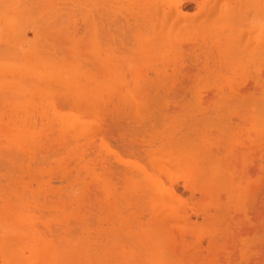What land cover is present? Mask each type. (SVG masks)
Instances as JSON below:
<instances>
[{"label":"rangeland","instance_id":"374dc122","mask_svg":"<svg viewBox=\"0 0 264 264\" xmlns=\"http://www.w3.org/2000/svg\"><path fill=\"white\" fill-rule=\"evenodd\" d=\"M84 1L85 2L82 3L83 6L85 4L84 7L80 6V8L79 7L75 8L77 7V6L74 7L76 3L75 0H71V1L59 0L57 4L59 2L60 4L57 5L58 7H56L55 9L56 11H54V13L51 14V18L53 16L58 17L61 15L63 17L65 16V14H67L65 12H71L72 14L70 13L69 14L70 16L72 15V19H71L72 22H69L71 21L69 20L68 21L69 23L68 24L65 23L66 26H64L66 30L67 29L69 30L71 35H74L75 37L81 36L83 34L89 35L93 31L92 35L90 34L91 37L94 36V42L96 41V43L95 44L93 43V45H96L98 47L100 46V50L101 49L103 50L102 44L103 46L110 45L115 49L117 48L118 53L114 49L115 51L113 52L111 51L114 54V56L110 55L111 52L110 53L107 52L105 50L106 47H104V51L103 52L100 51V54L98 56H92L90 53H88L89 52L88 50H87L88 52L84 53V51L86 50L84 48H83L84 51L82 50L83 52L80 51L82 55L80 53H79L80 55L78 54L74 55V53H72L73 49L72 51L71 49H69L70 52L68 53H72V54L64 55L65 57L64 56L62 57L59 54V57H62L63 59V62L62 59L60 60V64L64 65L65 70L67 67H71V66L74 67L76 65L75 66V68L77 69L76 73L74 72L71 73L72 75L74 74L73 78H75L76 81L78 80L80 81V79L85 81V78L83 76L86 77L87 74L88 76L90 75L92 77L93 76L97 77V79H104L106 77H109V75H112L111 78H114L115 80L109 78L111 81L113 80V82H117V79L121 77L122 79H119V81L122 82L121 84L124 85H120L119 88L117 87L116 88L111 87L107 89L103 88L101 93L99 91L101 88L97 90L98 87L96 88L95 86H91V88L88 86L86 87L87 89L85 88L82 89L77 86L71 87L69 85L68 88L64 86L67 89L63 87L62 89L59 90V88H57L58 89L57 93H55L56 89H54L55 88L54 87L51 88L52 90L55 91V92L53 91L54 92L53 94L47 93L45 91V90L47 91L49 90L47 88L43 90V92H46L47 94L43 93L42 90L40 91L38 89L39 91L37 90L33 92L31 91L33 95L31 94L30 98L27 97L28 99L26 98L24 100L23 99L24 97L22 98L19 96L20 100L22 101L18 100L17 93H14L9 88L7 89L1 86L3 88L2 89L0 87V237H1L0 241H2V238L4 237L3 241H5L6 239L7 240L6 245L7 244L9 245L8 247L6 246L8 249H6L4 246V249L6 250L5 251L3 250V252L7 253V251L10 252L12 249L13 251H17L18 254L17 256L19 257L21 256L20 255V253L22 252L21 249H23L21 248V246L26 244L24 242L21 245L22 237L21 239L18 238L12 239L16 232L14 233L13 231H11V227L15 229L16 227L20 228L21 226L22 228V226H27L28 224V227L30 226L32 228L34 226L33 229H30L29 227L28 231L34 232L38 228L37 231L40 234L42 233L45 235V240L46 243L48 244L46 250L50 254H52L55 251L56 256L59 255L65 258L64 259L63 257L62 258L58 257L61 260L71 259L72 260L70 261L71 264H86V261L90 257H91L90 261L92 259L94 260V262H96L95 261L96 259L97 260L101 259L107 261V264L110 263V260H111L110 264H114V263L119 264L121 259L124 258V256L122 255L125 254L126 252L127 253L125 254V256L127 254L128 255H130L131 253L132 254L130 255L129 258L128 256L125 257V259L128 258V260L123 259L124 264L125 262L126 264H171V263L175 264L177 260L182 258V253H185L183 254V258L185 259L184 255L188 257L189 255H191L190 252H195L192 253L191 256V258L194 257L195 259L190 258L191 260H189V262L191 261L192 263H189L187 262L188 260H186L185 263L187 264H193V263L195 264H264V129H263L264 128V92H263L264 91V83H263L264 53L263 56L261 55L262 58L260 57V59H262V62L259 61L260 62L259 64L254 62L252 63L251 60H249V62H246L249 63V66L246 63H245L246 65L244 63H243L244 65H241L239 60H237L240 59V57H237L238 55L235 56L237 57V59L233 57L234 55L239 53L234 52L233 53L234 55L232 57L231 56L229 57L227 55L226 56L222 55L221 54L222 50L220 49H223L225 47L222 44L224 41L223 40L219 41V39L217 40L215 38L211 40L212 38L206 35L207 30L203 32L204 29L201 27L200 24L199 28H197V30L199 31H195L194 33H192L194 34L193 36H196L195 38L192 37V41L190 40L191 37L186 39L183 37L185 35L182 36V38L186 40L185 41L182 40L183 42L181 43L178 42L179 45L181 46L176 45L177 51L175 50V52L177 53L169 52L170 55H168L167 53L162 56L161 53L157 55L154 54L151 57H146L144 58V61L146 59L147 63L146 62L145 64L140 63V65L138 63V65L140 66V67L138 66L139 70L135 71L136 69L134 67L136 66H133V68L130 69L132 66L128 62L130 58L129 54L133 56V59L135 58L134 59L135 62H142V61H140L141 59L139 60V58H137V56L133 52L132 40H134V36H133V32H130V29L133 31L132 29L133 0L132 1L108 0V2L106 0L104 1L105 3L103 2L97 3L98 0H88V1L84 0ZM123 1L126 3L124 4ZM158 1L160 2V0H154L155 3H157ZM162 1L163 0H161V2ZM178 1L179 3L181 2L180 4L177 2V5L178 4L180 5L178 7H180L181 10H184L185 13H188L187 14L188 16H190L191 13H193V11L195 10L193 15L196 16L198 15L197 18L202 19L203 17L202 15H204V13L205 14L207 13L206 11L205 12L197 11L198 0H181V1L178 0ZM223 1L224 0H220L221 3L217 4V6H219V7L216 6L218 10H220V5H222ZM33 2L37 3L36 1ZM217 2H219V0ZM236 2H238V0L237 1L227 0V4L229 3L230 9L228 8V6L227 8L229 10L235 9V6L237 4ZM30 3L31 4L28 5V7H25L23 3L22 5L25 8L22 9L20 6H17L20 9L19 11L17 10L18 8L15 9V11H18V15L16 16L17 19L15 20L16 22H13L12 25H9L10 27L6 26L5 28H3V30L2 29L0 30V32H2L1 35L6 34L5 36L0 37V43H1L0 45H3L4 47H13V45L14 46L18 45V47H20V49H18L20 53L24 51L27 52V50H32V49L33 50L41 49L42 51L43 50L45 51L42 52L41 50H38L42 54L47 53L48 51H49L48 53L50 54L51 52H54L52 48L54 49V47H56L55 48L56 53H60L62 51V50L60 51V47H61L60 45H62L60 43L62 41L60 38L62 37V35L58 34L57 32L50 34L51 38L49 35L48 37L43 36L44 38L43 37L41 38L45 40L46 44L43 40L41 41V39H39L40 40L39 43H41V45L43 43L45 44V46L44 45L41 46L42 48L45 47L44 49L40 48V44L37 42L39 40L35 41L37 42L36 43L37 45L39 44V48L38 47L35 48L33 43L34 40H32V38H31L32 42H30V44L34 47H29L30 46L29 41L31 40L29 39L30 35H28V33L30 28L33 30H36L35 28L41 29L40 26H42L43 24L42 18L43 19L45 18L42 17L44 15H42V12H40L41 14L39 13V15L41 16L40 18H38L39 20L37 19V21H34L32 25L31 24L32 22H30L29 19L30 17L36 15L35 13L37 12L39 5L38 4L34 5V3L32 4V2ZM155 3H154V7L156 8L157 5ZM113 4L115 5L112 8L111 5ZM158 4L160 5V3ZM162 4L165 5L164 2ZM115 6L116 8H114ZM73 7L74 9H71L70 11V8ZM165 8L168 7L166 6ZM165 8L163 9L164 12L161 13L160 11V13L162 15H164L165 13L166 14L165 16H167L169 8L168 10H166ZM65 9L67 11H65ZM21 10L23 11V13L20 14ZM155 10L154 12L157 18L156 21L162 24L163 21L159 18L160 16H157L156 13L158 12H156ZM165 10L167 13L165 12ZM218 10L216 11L215 9L213 11V17H212V13L211 15L209 14L210 16L205 15L207 16V18L209 17L210 19V20L208 19L209 22H211L212 19L216 21L220 19L221 21H218V23L222 21L224 23L223 20L224 15L219 18L218 13L220 11L218 12ZM30 11L32 12V14L30 13ZM77 12L79 13L77 14ZM81 13L82 15H80ZM171 13L172 12H170V14ZM199 13H202V15L200 14L202 17L199 15ZM26 14L27 15L29 14L28 15L29 17L26 16ZM87 14L88 16H86ZM120 14L122 15V17ZM74 15L77 18H75ZM152 15H154L153 11H152ZM196 16L194 17L196 18ZM57 17H53V18H57ZM78 17L80 19H78ZM161 18L164 19L165 17L162 16ZM168 18L170 17L168 16ZM168 18L166 17V19ZM26 19L29 21H27ZM90 19H91V23H90ZM172 19L174 18L171 17L170 20L172 21ZM178 20L179 19H177L175 23ZM197 20L198 19H196V21ZM38 21L39 24L37 23ZM196 21L194 24L197 26L199 23L198 21L197 22ZM204 21L206 22L207 19ZM216 21L214 22V24L216 23ZM152 22L156 23L154 20ZM170 22L166 21L165 24L169 25ZM182 22L180 24L178 23V25L175 24L174 30H177L179 28V30H181L182 32V30H184ZM201 22H203V20ZM71 24H73V26ZM217 25L220 28L219 24ZM217 25L215 27L216 29L218 28ZM100 26H102V28H100ZM192 26L194 27V25ZM97 29L98 32H96ZM120 30L122 32H120ZM192 31L193 30H191V32ZM199 32H203L207 36V37L205 36V39L203 36V39L204 40L208 39V40L202 41L203 39L199 37V35L202 36L203 33L200 34ZM214 32L216 31L214 30ZM217 32L222 33V30L218 29ZM16 33L21 35L24 33L23 34L24 37L25 34L28 35L26 37L29 40L28 39H27L28 41L24 40L22 43L21 39L23 40L26 38H23L20 35L19 36L15 35ZM120 33H122L121 36ZM123 33L125 35H123ZM211 33H212L211 35L214 34L213 31ZM7 34L9 35V38L7 37L8 36ZM189 34L191 35V33ZM52 35L53 36L60 35L61 37L59 38V36L57 37L55 36L54 38ZM243 35H245V33ZM16 36L18 38L15 39L16 41H14L13 39ZM86 38H88V36ZM125 38L126 41L129 38L127 42L125 41ZM197 38L198 39L200 38L201 40H198ZM47 39L48 40L52 39L53 42L52 41L47 42L48 41ZM17 40H20L22 44L17 42ZM91 40L90 42H92ZM109 40H111V42L108 43ZM113 40L115 41L117 40L119 43L116 41V43L118 44H115V41L113 42ZM25 41H27L26 43L28 47L26 45L23 46ZM199 41L202 43V45L200 44ZM50 42L54 43L52 45H56V46H52ZM136 42L138 43L137 40ZM203 42H205L204 45ZM214 42L216 43L215 46H214L215 44ZM137 43H135L134 45H136ZM240 43L241 42H238V46H237L238 48H240L239 47ZM154 44H155V47L153 46L154 49L159 48L158 50H160L161 47H164L163 43L160 42L157 43L155 42L153 43V45ZM119 45L121 46L119 47ZM125 45L128 49L125 47ZM219 45L220 46L222 45L221 48ZM47 47L49 50L46 49ZM217 47L218 49L220 48L219 49L220 51L218 50L220 53H218ZM25 48L26 50H24ZM129 48L131 49L130 51H128ZM208 48L211 49L208 50ZM56 49H58V51ZM108 50H112V49H108ZM121 51L123 52L122 54ZM127 57L129 58L125 59ZM243 57L244 59H246L245 56ZM148 58H150V60H148ZM173 59L176 61H174ZM75 61L77 64L75 63ZM81 61H83L84 64L83 63L81 64ZM239 63L240 65H238ZM126 64H128L131 67L129 68V66ZM146 64H149V66ZM103 65L106 66L108 65V67L110 68L107 69L108 75L106 77L105 75L104 76L102 75L103 77L99 76L103 73L106 74V72L100 69V67H102ZM164 65H166V67ZM256 65L258 66V68L255 67ZM143 66H145L146 68ZM79 67L80 69H78ZM94 67L96 68L94 69ZM173 68H175V70ZM99 69L101 74L98 73ZM239 69L241 70L238 72ZM244 69L245 71L242 72V70ZM83 70L87 72H83ZM61 71L59 72V76H58L59 78H66L71 76V74L68 76ZM162 72L164 73L163 76L161 74ZM131 79L134 82H132ZM141 85L142 87H140ZM144 85L146 88L144 87ZM76 87L79 90L80 89L81 90L79 91ZM113 89L114 91H112ZM125 89L126 90L133 89L132 90L133 95L135 92L136 93L138 92L137 94H140L141 99L144 98V100L140 99L142 101L140 104L138 102L137 103L132 102L129 99L130 103L131 102L136 103V106L132 103L131 104L127 103L129 102L127 101V98H129L128 97L129 91L127 92ZM139 90L141 92H139ZM125 92H127L126 104L124 103L125 102L124 97L126 96L124 94ZM136 93H135V97H138ZM106 94L109 95L107 96ZM222 94L226 97H223ZM77 95H79L78 98ZM242 95H244V97H242ZM260 95L261 98H259ZM92 96L94 97L97 96V98L94 99V97L92 98ZM99 96H101L102 98ZM235 97H239L240 99ZM135 100L139 101L138 98H136ZM225 101H227V103ZM139 104L142 105V108L139 106ZM252 104L254 107V112L252 111L253 109ZM72 106L75 109H73ZM53 107L55 108V110H59L61 113L72 111L71 113L77 114L79 118H81L82 120L84 119V121L87 120L90 121L91 122L90 127H88L90 123L88 124L87 121L88 124L86 125L87 129L85 127L81 132L80 136H75L73 132L75 127V125H73L74 122H72L73 124H71L70 122L69 124H67L63 121V119L59 117H54V113H53L54 109H52ZM220 107L222 109H220ZM253 119L256 121V123L252 121ZM157 122L159 123L160 127L162 124L164 125V127L162 126V129L158 127L159 129H157L156 128L158 126ZM160 122H162V124ZM189 124L192 125L190 126ZM257 124L260 127H258ZM250 126H252L253 128ZM148 127H151L150 130H152V132L149 131ZM221 128H223L224 130ZM226 128L227 129L229 128L228 129L229 132ZM146 129L148 131H146ZM225 131H227L226 134ZM235 131L239 134H237ZM146 132L149 134H145ZM252 132L253 134H251ZM255 132H257L258 134ZM201 134L203 135L201 136ZM32 135L35 137H32ZM166 136H168L170 139H167L168 137ZM181 137H183V139ZM200 137L201 138L206 137L202 139L204 141L207 138L210 141L213 140L212 141L213 144L210 141H208L212 145L210 146L209 143L207 149L206 146L201 143L202 141H200L201 139ZM164 138H166L165 142H164L165 140ZM184 139H187L188 142L189 140L193 142L198 141L197 142L198 146L202 145V147H205L207 150L204 148L202 149V147H200L201 150H204L202 152L200 151V155L204 153L203 155L205 156V158L213 157V159L215 158L217 159L216 161H218L219 158L220 162L218 161V163L221 164L220 165L221 167L222 166L224 167L223 169H226V170L221 169L222 170L221 172L224 173L226 176L222 174L223 176L221 175V177H219V179L216 181L214 186L213 187L212 185L210 186L212 190H207V192L204 191L205 186L203 184H200L202 183V181H200L199 179L198 182L200 183H198V186H196L197 182L195 181L194 183L196 184H191L194 186L190 185V181H188L189 183H186L187 181L186 178L192 177V179H195L197 175L196 176L194 175L196 173L189 172L188 174L185 175L186 178L184 177L183 179L178 178L177 182L175 180V183L173 184V188L175 189V192L177 194L179 193L181 197L184 196L183 199L187 203L186 205H188L186 206L187 209L185 207L183 212L180 213V214H184V216H186L187 218L185 217L184 219L183 215L180 218H182L181 220L183 222L187 220V223H185L187 225L194 226L198 224L197 228L200 229L196 234H194V236L197 237L200 236V237L199 238L195 237L196 242L193 245L192 243L194 242V240L192 241L191 238L192 237L194 238V236L188 233V231L186 232L187 235L181 232L179 234L178 232L179 229L177 228L178 230L175 231L176 228L175 229L173 228L174 229L173 232H175V234L173 235V237H171V240L173 241L172 246L164 247L167 250L161 248L159 250L161 251V253L160 252L157 253L158 250L153 249L156 247V245L152 244L153 242H150L151 240L149 238L146 239L145 242H143V240L145 239L143 238L144 237L143 235L144 234L148 235L147 232L151 231L148 230L150 228L152 229L151 227L152 222H150L152 219L150 217V221H149L150 214L148 212L149 209L148 211L146 210L147 206L146 207L143 206L145 204L141 205L142 202L145 203L142 197L143 194L141 195L139 191L136 194L135 191L137 190L133 188L131 189V187H129L130 185L128 186V184L126 183L129 178H125V177H128L129 174L142 173L141 170L140 171L138 170L139 168L135 167L134 165L132 166L130 163L127 162L129 158L128 153L130 150L131 152L133 151V159L137 160V162L141 160L140 163H144L142 162V157L145 153V149L147 151V149L150 150L152 149V147L157 148L159 147V144H160V148L161 147L165 148L166 145L170 147L169 145L171 144L174 145L172 142H174L175 145H177L178 142H181ZM163 142L166 145H164ZM208 142L206 141L205 143ZM167 146L166 149H168ZM107 147L108 149L110 147V151L113 152H110L107 149ZM129 147L130 148L133 147V149H129V151H127ZM149 147L151 148L149 149ZM209 148H211L212 150ZM115 152H117L118 155ZM135 152L136 154L134 155ZM219 153L222 154L220 155ZM145 159L146 158H144V160ZM170 160L171 159H169V161ZM125 161L127 163H125ZM145 161H147V159ZM173 161L174 160L170 161V163ZM176 163L177 161H174L173 162L174 165L170 167L177 168V165H175ZM146 166L152 169L151 168L152 164H150V166L149 164H147ZM226 172L227 174L228 173L229 174L227 175ZM219 180H221V182ZM225 183L226 185H224ZM188 184L190 187H193V189L188 187ZM202 185L204 186V188L199 187ZM224 186H226L227 189ZM194 187L196 188L194 189ZM201 188L203 191L201 190ZM240 188H244V189H242L241 191ZM229 190L232 192H230ZM207 193L208 195H206ZM216 193L218 196L216 195ZM230 193H232V196ZM212 198L215 199L213 200ZM205 200H206V205L208 206L206 207L207 209L205 208L206 205L203 204V202L205 203ZM210 202L212 203L209 204ZM216 204L218 205V207ZM183 207L184 206H182V209ZM182 209L179 210L181 211ZM28 217L30 222H28L27 220ZM165 220L167 221L168 219ZM218 220H221L222 222ZM212 221L214 223H211ZM24 222H26L27 224H24ZM193 222L194 223L198 222V223L194 224ZM148 223L151 224L149 227L147 226L149 225ZM155 223H153V227ZM209 223L210 225H208ZM215 224L217 226H215ZM2 225L4 228L2 227ZM143 226L144 228L148 227V229L143 230ZM137 227L139 229H137ZM207 227H209L208 231H207ZM210 230H212L213 233ZM37 231H36V235H37ZM143 231H147V232L145 233ZM201 231L202 232L204 231V234ZM176 232H178L177 234L179 235H177ZM200 232L203 234V236ZM39 233L37 237L36 235L33 236V234L35 233H32V237L39 239L40 237ZM176 235L181 237L183 240L186 238V236L188 238L190 236L191 237L190 239L188 238L186 239H188L189 242L190 240L192 241L191 243H188V245L192 244L191 246L193 247H190L188 245L187 246L189 248H192L193 250L187 248V246L186 248H184L186 244L184 246L182 244H184L185 242ZM150 237L153 236L151 235ZM155 238L152 239L154 240ZM177 238L180 239L181 244ZM141 239L143 240L141 241ZM8 240L11 242H8ZM211 240H214L213 241L214 243ZM23 241L25 240L23 239ZM176 242L177 244H175ZM151 245L153 246L152 248ZM179 245H182L183 247L180 246L179 248ZM142 246H144V249H142L143 248ZM126 247L130 249H127ZM170 248L172 249V251ZM163 249L166 252L162 251ZM179 249L181 251H179ZM188 249L190 251H188ZM19 250L21 252H19ZM152 250H154V252ZM149 251L152 252V253L150 252L152 255L154 253V256L157 254L154 260H152L153 258L150 259V257H148L147 253L150 256ZM186 251H188L189 253H187ZM3 252H2V257L5 256L3 255ZM162 253L164 254L166 253L167 256L173 255L171 256L173 258L177 254L175 259L177 257L178 259L175 262H172L169 259L171 257H167L168 258L167 261H164L165 255L164 256L162 255L163 257L160 256V254ZM0 257H1V252H0ZM142 257H144L145 259L148 257L150 263L149 262L147 263L148 259H146L147 260L146 261ZM58 258L57 260L59 261ZM114 259L115 261L112 262V260ZM130 259L132 261H130ZM184 259H182L183 261H180L182 262V264L185 261ZM196 259L198 260L196 261ZM2 260H0V264ZM116 260L118 262H116ZM21 261L22 260L17 261L16 264H20ZM67 261L68 260H66V262L64 263L62 261L61 264H65V263L67 264ZM160 261L162 262L160 263ZM30 264H34V262H30ZM178 264L181 263L178 262Z\"/></svg>","mask_w":264,"mask_h":264},{"label":"bare ground","instance_id":"6f19581e","mask_svg":"<svg viewBox=\"0 0 264 264\" xmlns=\"http://www.w3.org/2000/svg\"><path fill=\"white\" fill-rule=\"evenodd\" d=\"M33 1H36L37 3H35V2H33ZM59 0H0V30L2 29L3 30V28H5L6 26H9V25H12L13 24V22H16L15 20L17 19L16 18V16L18 15V11H19V9L20 8H18L17 6H20L21 7V9L22 8H25V7H28V5H30L31 3L30 2H32V4L34 3V5L36 4H38L39 6H38V10H37V12L35 13L36 15L35 16H33V17H30V22H32L31 24L33 25V22L34 21H37V19L38 18H40V16L41 15H39V13L40 12H42V15H44V16H42V17H45L44 19L42 18V22H43V24H42V26H40V28L41 29H37V28H35L36 30H33V29H31L30 28V30H29V33H28V35H30L29 36V39L31 40V38H32V40H34L33 41V43H34V46H35V48L36 47H38L39 48V44H40V48H42L41 46H45V44H46V42H45V40H43V39H41L43 36H47L48 37V35L50 36V34H52V33H58V34H61L62 35V37L60 36V35H57V36H59V38L62 40L60 43L62 44V45H60L61 47H60V53H56V51H55V48L56 47H54V49L52 48V50L54 51V52H51L50 54L47 52V53H41V52H39L38 50H41V49H37V50H27V52L26 51H24V52H21L20 53V51L18 50V49H20V47H18V45H16V46H14L13 45V47H4L3 45H0V87L2 86L3 88H9L11 91H13L14 93H17V95H18V100H20V98H19V96L20 97H24L23 99L25 100L27 97L28 98H30V96H31V94H32V92L33 91H35V90H37V91H41L42 90V92H43V90H45V88H47V89H49L48 91L47 90H45L47 93H54L55 91V93H57V91H58V89L57 88H59V90L60 89H62L64 86H66L67 88H68V86L70 85L71 87L72 86H77V87H79V88H82V89H87L86 87H90L91 88V86H95L96 88L98 87V89L97 90H99L100 88V93L102 92V89L103 88H105V89H107V88H111V87H117V88H119V86L120 85H124V84H121L122 82H120L119 81V79H122L121 77L119 78V79H117V82H113V80L111 81L110 79H114V78H111V76L112 75H109V77H106L108 74H107V69L109 68L108 67V65L106 66V65H103L102 67H100V69H102V71H104V72H106V74H101L100 73V69H99V72L98 73H100L101 75H99V76H101V77H103L104 75H105V77L106 78H104V79H97V77H92V76H88V74L86 75V77L85 76H83L84 78H85V81H83V80H81L80 79V81L78 80V78H77V80L78 81H76V79L75 78H73L74 77V74L72 75L71 73H76V68H75V66L73 67V66H71V67H67L66 68V70H65V68H64V65H62V64H60V60L62 59V57L64 56V55H68V54H72V53H74V55H82V53L80 52V51H84V49H86L85 51H84V53L85 52H88V53H90L92 56H98L99 54H100V51H104V47H106L105 48V50L107 51V52H113V51H115L116 50V52H117V48L115 49L114 47H112V46H110V45H104L103 46V44H102V48H103V50L101 49L100 50V46L98 47V46H96V45H93V43L95 44L96 43V41L94 42V36L93 37H91V35H92V32L90 33V32H88V33H90L89 35H85V34H83V35H81V36H77V37H75L74 35H71L70 34V32H69V30L67 29H65V27L64 26H66V24H68L69 22H72V15L70 16V14H72L71 12H65V13H67V14H65V16H63L62 17V15L61 16H53V17H57V18H51V14H53L54 13V11H56L55 9H56V7H58L57 5L58 4H60V2L57 4V2H58ZM65 1V0H64ZM69 1H71V0H69ZM76 1V3H75V5L74 4H71V5H74V7L75 6H77V7H75V8H80V6H83V4L82 3H84L85 1L84 0H75ZM81 1V2H80ZM83 1V2H82ZM86 1H88V0H86ZM104 1H106V0H98L97 1V3H101V2H103V3H105ZM111 1V0H110ZM128 1H132V0H128ZM181 1V0H180ZM218 0H198V3H197V11L198 12H207L206 14L204 13V15H202V13H199V15L202 17V19H200V18H197V16L196 15H193L194 14V11H193V13H191V15L190 16H188L187 14L188 13H185L184 12V10H181L180 9V7H178V6H180L179 4L181 3H179V1L178 0H163L162 2H161V0H160V2L158 1L157 3H155L154 2V0H133L132 2H133V20H132V22H133V31L130 29V32H133V36H134V40H132L133 41V52L135 53V55L137 56V58H139V60L140 61H142V62H135V58L133 59V56L131 55V54H129V57H127V58H125V59H128L129 58V64H131V66H129L128 64H126V65H128L129 66V68L130 69H132L133 68V66H136V67H134L135 69V71H138L139 69V65H140V63H144L145 64V62L147 63V61H146V59H145V61H144V58H146V57H151V56H153L154 54L155 55H157V54H161V56L162 55H164V54H167L168 53V55H170L169 54V52H173V53H177V52H175V50L177 51V46L179 45V43H181V42H183L182 40H186L187 38H190V40L192 41V37H196V36H193L194 34H192V33H194L195 31H199V30H197V28H199V26H200V24H201V27L204 29L203 30V32H205V30H207V32H206V35H208L209 37H211L210 39L211 40H213L214 38L215 39H219V41L220 40H223L224 42L222 43L225 47L223 48V49H220L221 48V46H220V50H222L221 51V54L222 55H227V56H233L234 54V52H238L239 54H236V55H234L233 57L235 58V59H237V57H240V59H237V60H239V62L241 63V65H244L246 62H249V60H251V62L253 63H260L259 61H261L262 62V59H260V57L262 58V56H263V53H264V0H238V2H236L237 4H236V6H235V9H232V10H229L230 8H229V3L227 4V0L225 1H223V3H222V5H220V10H218L217 9V7H219V6H217V4L218 3H221L220 2V0H219V2H217ZM237 1V0H236ZM29 4H28V3ZM107 2H108V0H107ZM124 2V1H123ZM122 2V3H123ZM164 2V4L165 5H163L162 3ZM177 2L179 3L178 5H177ZM24 3V4H23ZM25 3H27V4H25ZM67 3V2H66ZM70 3V2H69ZM126 2H124V4H125ZM154 3L157 5L156 6V8L154 7ZM158 3H160V5L158 4ZM18 4H21V5H18ZM25 5V7L23 6V5ZM64 4V3H63ZM77 4V5H76ZM80 4V5H79ZM82 4V5H81ZM88 4H89V2H88ZM116 4V3H115ZM115 4H113V5H111V7L113 8V6L115 5ZM118 4H121V3H118ZM161 4H162V6H161ZM79 5V6H78ZM158 5H159V7H158ZM84 6H85V4H84ZM83 6V7H84ZM96 6V5H95ZM102 6H104V5H102ZM130 6V5H129ZM168 7L169 8V10H170V12H172L171 14H170V12H169V10H168V8H165V7ZM195 6H196V4H195ZM217 6V7H216ZM227 6H228V8H227ZM30 7V6H29ZM74 7L73 8H70V11H71V9H74ZM127 7V6H126ZM153 7H154V9H153ZM159 9H161V10H159ZM166 9V10H168V13L166 12V10H165V12L167 13V16H165L166 14L164 13V15H162L161 13H163L164 12V8ZM237 7V8H236ZM18 8V9H17ZM86 8V7H85ZM92 8H93V6H92ZM105 8V7H104ZM103 8V9H104ZM114 8H116V6L114 7ZM151 8H152V11H153V13H154V15H152V11H151ZM182 8V7H181ZM15 9H17L18 11H15ZM97 9V8H96ZM108 9V8H107ZM111 9V8H110ZM156 9V10H155ZM216 9V11L218 10V17L220 18L221 16H223L224 15V23H223V21L222 22H220V23H218V21H221L220 19H218L217 21L216 20H211V22H209L208 21V19H209V17L207 18V16H205V15H208V16H210L211 15V13H212V17H213V11ZM24 10V9H23ZM61 10V9H60ZM64 10V9H63ZM63 10H62V12H63ZM91 10V9H90ZM99 10V9H98ZM113 10V9H112ZM154 10L156 11V12H158V13H156L157 14V16H160L159 18L163 21V23L162 24H160L158 21H156L157 20V18H156V15H155V12H154ZM29 11V10H28ZM65 11H67L66 9H65ZM88 11V10H87ZM124 11V10H123ZM160 11H161V13H160ZM17 12V13H16ZM59 12V11H58ZM89 12V11H88ZM108 12V11H107ZM125 12V11H124ZM21 13H23V11L21 10L20 11V14ZM25 13V12H24ZM30 13L32 14V12L30 11ZM70 13V14H69ZM79 12H77V14H78ZM83 13V12H82ZM82 13L80 14V15H82ZM113 13V12H112ZM114 13H115V11H114ZM113 13V14H114ZM16 14V15H15ZM41 14V13H40ZM58 14V13H57ZM99 14V13H98ZM106 14H109V13H106ZM125 14V13H124ZM129 14V13H128ZM210 14V15H209ZM29 15V14H28ZM27 14H26V16H28ZM64 15V14H63ZM92 15V14H91ZM95 15V14H94ZM105 15V14H104ZM121 15V14H120ZM152 15V16H151ZM163 17H165L164 19H162L161 17L162 16ZM19 16H21V15H19ZM70 16V17H69ZM75 16V15H74ZM86 16H88V14L86 15ZM114 16V15H113ZM151 16V17H150ZM168 16L171 18H174V19H172V21L170 20V18H168ZM174 16V17H173ZM194 16H196V18L194 17ZM29 17V16H28ZM91 17V16H90ZM102 17V16H101ZM112 17V16H111ZM121 17H122V15H121ZM155 17V18H154ZM166 17L168 18V19H166ZM27 18V17H26ZM75 18H77L76 16H75ZM95 18V17H94ZM151 18V19H150ZM154 18V19H153ZM203 18H206L207 19V21L205 22L204 20H206V19H203ZM215 18H216V16H215ZM78 19H80L79 17H78ZM89 19V18H88ZM92 19V18H91ZM91 19H90V23H91ZM97 19V18H96ZM95 19V20H96ZM109 19H110V17H109ZM114 19V18H113ZM112 19V20H113ZM131 19H132V17H131ZM177 19H179L176 23H175V21L177 20ZM182 19V20H181ZM196 19H200L199 21H198V27L194 24L195 23V21H196ZM27 20V19H26ZM29 20H27V21H29ZM39 20V19H38ZM69 20H71V21H69ZM77 20V19H76ZM122 20H124V19H122ZM122 20H121V22H122ZM128 20V19H127ZM155 21L156 23H154V22H152V21ZM203 20V22H201ZM210 20V19H209ZM69 21V22H68ZM87 21V20H86ZM93 21V20H92ZM98 21H99V19H98ZM109 21H111V20H109ZM166 21H171L170 22V24L169 25H167V24H165L166 23ZM183 21V22H182ZM196 21V22H197ZM216 21V23L214 24V22ZM20 22V21H19ZM77 22V21H76ZM104 22H105V20H104ZM131 22V23H132ZM183 23V27H184V30H182V32H181V30H179V28L177 29V30H174V26H175V24L176 25H178V23L180 24V23ZM201 22V23H200ZM209 22V23H208ZM38 24H39V21L37 22ZM66 23V24H65ZM86 23V22H85ZM99 23V22H98ZM109 23V22H108ZM30 24V25H31ZM97 24V23H96ZM116 24V23H115ZM123 24V23H122ZM126 24V23H125ZM217 24H219V26H220V28L218 27V25ZM23 25H24V23H23ZM25 25H26V23H25ZM72 26H73V24H71ZM86 25V24H85ZM88 25V24H87ZM121 25V24H120ZM129 25H130V23H129ZM128 25V26H129ZM132 25V24H131ZM164 25H165V27H164ZM192 25H194V27H195V30H194V27L192 26ZM213 25H215V26H213ZM216 25H217V29L215 28L216 27ZM68 26V25H67ZM166 26H167V28H166ZM10 27V26H9ZM89 27V26H88ZM93 27V26H92ZM99 27V26H98ZM112 27V26H111ZM183 27H182V29H183ZM206 29H205V28ZM32 28H33V26H32ZM66 28H68V27H66ZM86 28H87V26H86ZM100 28H102V26H100ZM115 28V27H114ZM123 28V27H122ZM212 28H213V30H212ZM117 29V28H116ZM222 30V33H220V32H217V30ZM75 30V29H74ZM87 30V29H86ZM128 30H129V28H128ZM127 30V31H128ZM191 30H193L192 32H191ZM214 30L216 31V32H214ZM10 31V30H9ZM28 31V30H27ZM31 31V32H30ZM38 31V32H37ZM109 31V30H108ZM119 31V30H118ZM117 31V32H118ZM126 31V30H125ZM213 31V35H211L212 32ZM78 32V31H77ZM96 32H98V29L96 30ZM100 32V31H99ZM105 32V31H104ZM120 32H122L121 30H120ZM129 32V33H130ZM203 32H199L200 34H202ZM224 32V33H223ZM1 33L2 32H0V37L1 36H5V35H1ZM21 33V32H20ZM73 33V32H72ZM106 33V32H105ZM189 33H191V35L189 34ZM216 33V34H215ZM245 33V35H243ZM24 34V33H23ZM23 34L21 35V34H15V35H20V36H22L23 38H26V39H21L20 37V39H21V41H22V43H23V41L24 40H27L28 38L26 37V36H28V35H26L25 34V37L23 36ZM74 34V33H73ZM100 34V33H99ZM111 34V33H110ZM109 34V35H110ZM116 34V33H115ZM119 34V33H118ZM198 34V33H197ZM218 34V35H217ZM8 35V34H7ZM93 35H94V33H93ZM104 35V34H103ZM122 35V33H120V36ZM123 35H125L124 33H123ZM183 35H185V36H183ZM190 35V36H189ZM204 33L202 34V36H200L199 35V37H201L202 39H203V36H204V39H205V36H206ZM215 35V36H214ZM11 36V35H10ZM14 36V35H13ZM53 36V35H52ZM56 36V35H55ZM55 36H53L54 38H55ZM56 36V37H57ZM88 36V38H86ZM91 38H90V37ZM106 36V35H105ZM111 36V35H110ZM182 36L184 37V38H186V39H184V38H182ZM198 36V35H197ZM216 36H218V37H216ZM8 38H9V35L7 36ZM115 37V36H114ZM125 37V36H124ZM123 37V38H124ZM126 37H127V35H126ZM207 37V36H206ZM3 38V37H2ZM12 38H14V37H12ZM16 38H18L17 36L13 39L14 41H16L15 39ZM44 38V37H43ZM50 38H51V36H50ZM93 38V39H92ZM99 38V37H98ZM106 38V37H105ZM194 38H193V40H194ZM242 38H243V40H242ZM245 38V39H244ZM28 39V40H29ZM39 39H41V41L43 40L44 42H45V44L43 43L42 45H41V43H39L40 42V40ZM60 39H59V41H60ZM92 39V40H91ZM111 39V38H110ZM118 39H119V37H118ZM129 39V38H128ZM128 39H127V41H128ZM181 39V40H180ZM198 39V38H197ZM202 40V41H206V40H208V39H206V40ZM27 40V41H28ZM32 40L31 41H29V47H34V46H32L31 44H30V42H32ZM37 40H39V41H37ZM48 40V39H47ZM90 40L92 41V42H90ZM108 40V39H107ZM131 40V39H130ZM136 40L138 41V43L136 42ZM198 40H201L200 38L198 39ZM197 40V41H198ZM242 40V41H241ZM21 41L20 40H17V42H19L20 44H22L21 43ZM27 41H25L24 42V44H23V46L24 45H26L27 47H28V45H27ZM35 41H37L39 44L37 45L36 43L37 42H35ZM49 41H52V39L51 40H48L47 42H49ZM104 41V40H103ZM115 40H113V42H114ZM117 41V40H116ZM116 41H115V44H118V43H116ZM125 41H126V38H125ZM126 41V42H127ZM53 42V41H52ZM92 44V46H91V44ZM109 42H111V40H109L108 41V43ZM124 42V41H123ZM157 43V42H160V43H163V46L164 47H161L160 48V50H158L157 48L156 49H154L153 48V46L155 47V44L153 45V43ZM179 42V43H178ZM200 42V41H199ZM207 42H209V41H207ZM238 42H241L240 44H239V47L240 48H238L237 46H238ZM26 43V44H25ZM56 43V42H55ZM129 43H131V42H129ZM128 43V44H129ZM135 43H137L136 45H134ZM178 43V44H177ZM185 43V42H184ZM215 43V42H214ZM213 43V44H214ZM1 44V43H0ZM36 44V45H35ZM49 44V43H48ZM50 44L52 45V44H54V43H51L50 42ZM101 44V43H100ZM107 44V43H106ZM140 44V45H139ZM190 44V43H189ZM198 44V43H197ZM200 44L202 45V43L200 42ZM205 44V42H203V45ZM207 44V43H206ZM213 44H212V46H213ZM237 44V45H236ZM243 46H242V45ZM137 45H139V46H137ZM177 45V46H176ZM200 45V46H201ZM209 45H211V44H209ZM216 45V43L214 44V46ZM23 46H21V47H23ZM52 46H56V45H52ZM108 46V47H107ZM121 45H119V47H120ZM130 46H131V44H130ZM179 46H181V45H179ZM195 46H196V44H195ZM218 46V45H217ZM242 46V47H241ZM49 47H50V45H49ZM110 47V48H109ZM125 47H126V45H125ZM159 47V46H158ZM202 47V46H201ZM205 47H206V45H205ZM208 47V46H207ZM45 47H43L42 49H44ZM84 48V49H83ZM127 48V47H126ZM215 48V47H214ZM46 49H48V47L46 48ZM51 49V48H50ZM69 49H71V51H72V49H73V52L72 53H68V52H70L69 51ZM108 49H112V50H108ZM115 49V50H114ZM120 49H122V48H120ZM128 49V48H127ZM184 49V48H183ZM182 49V50H183ZM188 49V48H187ZM191 49V48H190ZM211 48H208V50H210ZM213 49V48H212ZM218 49V47H217V51L219 50ZM237 49V50H236ZM24 50H26V48L24 49ZM49 50V49H48ZM57 51H58V49H56ZM88 50V51H87ZM131 49L129 48V50L128 51H130ZM180 50V49H179ZM181 50V51H182ZM219 50V51H220ZM23 51V50H22ZM42 51V50H41ZM47 51V50H46ZM82 51V52H83ZM123 51V50H122ZM121 51V54L123 53ZM218 51V53H220ZM42 52H45L44 50L42 51ZM110 53V55H113L114 56V54L113 53ZM125 52V51H124ZM132 52V51H131ZM130 52V53H131ZM180 52V51H179ZM212 52V51H211ZM66 53V54H65ZM80 53V54H79ZM118 53V52H117ZM129 53V52H128ZM183 53V52H182ZM59 54H60V56H62V57H59ZM87 54V53H86ZM105 54H107V53H105ZM126 54V53H125ZM89 55V54H88ZM116 55V54H115ZM238 55V56H237ZM262 55V56H261ZM117 56V55H116ZM160 56V55H159ZM166 56V55H165ZM235 56H237V57H235ZM243 56H245L246 57V59H244V57ZM252 56V57H251ZM65 57V56H64ZM71 57H74V56H71ZM80 57V56H79ZM85 57V56H84ZM87 57V56H86ZM109 57V56H108ZM112 57V56H111ZM122 57V56H121ZM126 57V56H125ZM69 58V57H68ZM78 58V57H77ZM83 58V57H82ZM79 59V58H78ZM84 59V58H83ZM92 59H93V57H92ZM103 59V58H102ZM101 59V60H102ZM160 59H161V57H160ZM172 59V58H171ZM67 60V59H66ZM70 60H71V58H70ZM74 60V59H73ZM72 60V61H73ZM90 60V59H89ZM100 60V61H101ZM109 60V59H108ZM108 60H107V62H108ZM134 60V61H133ZM139 60H136V61H139ZM148 60H150V58H148ZM163 60V59H162ZM167 60V59H166ZM174 60V59H173ZM172 60V61H173ZM244 60V61H243ZM144 61V62H143ZM156 61V60H155ZM161 61V60H160ZM174 61H176V60H174ZM256 61V62H255ZM62 62H63V59H62ZM61 62V63H62ZM74 62V61H73ZM104 62V61H103ZM110 62V61H109ZM127 62V63H128ZM148 62H150V61H148ZM75 63H76V61H75ZM83 63V61H81V64ZM138 63H139V65H138ZM240 63L238 64V65H240ZM244 63V64H243ZM73 64V63H72ZM77 64V63H76ZM84 64V63H83ZM99 64V63H98ZM97 64V65H98ZM106 64V63H105ZM167 64V63H166ZM174 64V63H173ZM237 64V63H236ZM248 66H249V63H246ZM245 64V65H246ZM257 64V65H258ZM146 65H148L149 66V64H146ZM255 66V67H257L258 68V66ZM139 66V67H138ZM165 67H166V65H164ZM252 66V65H251ZM78 67V66H77ZM143 67H145V66H143ZM157 67V66H156ZM164 67V68H165ZM168 67V66H167ZM173 67H174V65H173ZM176 67V66H175ZM84 68V67H83ZM96 67H94V69H95ZM97 68H99V67H97ZM146 68V67H145ZM148 68V67H147ZM240 68V67H239ZM78 69H80V67L78 68ZM110 69V68H109ZM159 69H162V68H159ZM174 70H175V68H173ZM62 70V71H61ZM64 70V71H63ZM82 70V69H81ZM84 70H87V69H84ZM83 70V72H87V71H84ZM241 69H239L238 70V72L240 71ZM63 72V73H65V75H70L71 74V76L70 77H66V78H59L58 76H59V72ZM66 71V72H65ZM93 71V70H92ZM243 71H245V69L244 70H242V72ZM96 72H97V69H96ZM95 73V72H94ZM144 73V72H143ZM174 73V72H173ZM62 74V73H61ZM84 74V73H83ZM162 74V76H163V72L161 73ZM94 75H96V74H94ZM103 75V76H102ZM143 75V74H142ZM167 75V74H166ZM62 76H64V75H62ZM61 76V77H62ZM119 77V76H118ZM145 77V76H144ZM72 78V79H71ZM110 78V79H109ZM162 79V78H161ZM75 80V81H74ZM115 80V79H114ZM142 80H145V79H142ZM131 81H132V79H131ZM140 81V80H139ZM260 81V80H259ZM264 81V80H263ZM132 82H134V81H132ZM262 83V82H261ZM264 83V82H263ZM262 83V84H263ZM136 84H137V82H136ZM142 84H143V82H142ZM152 84V83H151ZM153 84H155V83H153ZM150 85V84H149ZM133 86V85H132ZM152 86V85H151ZM236 86V85H235ZM263 86V85H262ZM1 87V88H2ZM42 87V88H41ZM55 87V88H54ZM76 87V88H77ZM140 87H142V85L140 86ZM144 87H145V85H144ZM2 88V89H3ZM51 88H54V89H56L55 91L54 90H52ZM65 88V87H64ZM67 88H65V89H67ZM75 88V89H76ZM123 88V87H122ZM128 88V87H127ZM131 88H133V87H131ZM146 88V87H145ZM224 88V87H223ZM39 89V90H38ZM51 89V90H50ZM73 89H74V87H73ZM72 89V90H73ZM78 89V88H77ZM136 89V88H135ZM141 89V88H140ZM158 89H159V87H158ZM263 89V88H262ZM9 90V91H10ZM71 90V91H72ZM79 90V89H78ZM81 90V89H80ZM79 90V91H80ZM117 90V89H116ZM115 90V91H116ZM118 90H120V89H118ZM126 90V89H125ZM133 89H127L126 91L128 92V97L129 98H127V95H126V93L127 92H125L124 94L126 95L124 98H122V99H124V103L126 104V102L127 101H129V102H127V103H130V100L132 101V102H138V103H140L141 104V100H144V98H142L141 99V95L140 94H137L136 92V95L138 96V97H135V93H134V95H133V91H132ZM8 91V92H9ZM32 91V92H31ZM51 91V92H50ZM54 91V92H53ZM86 91V90H85ZM105 91V90H104ZM103 91V92H104ZM112 91H114V89L112 90ZM111 91V92H112ZM138 91V90H137ZM219 91H220V89H219ZM232 91V90H231ZM12 92V93H13ZM46 92H43V93H45V94H47ZM96 92H98V91H96ZM139 92H141L140 90H139ZM235 92V91H234ZM264 92V91H263ZM10 93V92H9ZM35 93V92H34ZM62 93V92H61ZM77 93H78V91H77ZM88 93V92H87ZM95 93V92H94ZM113 93V92H112ZM122 93V92H121ZM168 93V92H167ZM220 93V92H219ZM261 93V92H260ZM27 94V95H26ZM65 94V93H64ZM116 94V93H115ZM226 94H227V92H226ZM12 95V94H11ZM14 95V94H13ZM33 95V94H32ZM75 95V94H74ZM107 95V94H106ZM109 95V94H108ZM107 95V96H108ZM145 95V94H144ZM223 95V94H222ZM233 95V94H232ZM240 95V94H239ZM238 95V96H239ZM7 96V95H6ZM66 96V95H65ZM78 96L79 95H77V98H78ZM88 96V95H87ZM95 96V95H94ZM94 96H92V98L94 97ZM241 96V95H240ZM256 96V95H255ZM5 97V96H4ZM13 97H15V96H13ZM75 97V96H74ZM99 97H101V96H99ZM99 97H98V99H99ZM110 97V96H109ZM158 97V96H157ZM221 97V96H220ZM223 97H226V96H224L223 95ZM242 97H244V95H242ZM253 97V96H252ZM257 97H258V95H257ZM9 98V97H8ZM11 98H12V96H11ZM27 98V99H28ZM82 98V97H81ZM91 98V99H92ZM95 98H97V96L96 97H94V99ZM102 98V97H101ZM101 98H100V100H101ZM116 98V97H115ZM126 98H127V101H126ZM134 98V99H133ZM136 98H138L139 99V101H137V100H135ZM161 98V97H160ZM166 98V97H165ZM235 98H239V97H235ZM259 98H261V95H260V97ZM130 99V100H129ZM141 99V100H140ZM154 99V98H153ZM222 99V98H221ZM231 99H234V98H231ZM240 99V98H239ZM253 99V98H252ZM252 99H251V101H252ZM263 99V98H262ZM15 100H17V99H15ZM163 100V99H162ZM11 101H12V99H11ZM20 101H22V100H20ZM75 101V100H74ZM90 101V100H89ZM165 101H167V100H165ZM199 101V100H198ZM234 101V100H233ZM232 101V102H233ZM235 101H236V99H235ZM245 101H248V100H245ZM10 102V101H9ZM77 102V101H76ZM131 102V103H132ZM217 102V101H216ZM226 103H227V101H225ZM228 102H229V100H228ZM6 103V102H5ZM16 103V102H15ZM95 103V102H94ZM130 103V104H131ZM136 103H132V104H134L135 106H136ZM155 103V102H154ZM166 103H168V102H166ZM166 103H165V105H166ZM97 104V103H96ZM139 104V106L142 108V105H140ZM162 105V104H161ZM216 105H217V103H216ZM232 105V104H231ZM256 105H257V103H256ZM130 106V105H129ZM73 107V106H72ZM138 107V106H137ZM252 107H253V104H252ZM258 108V107H257ZM52 109H54L53 111V113H54V117H59V118H61V119H63V121L65 122V123H67V124H69V122L71 123V124H73L72 122H74V124L73 125H75V127H74V135L75 136H80L81 135V132L83 131V129L86 127V129H87V126L86 125H88L89 123V125H88V127H90V125H91V122L90 121H88V124H87V121H84V119L82 120L81 118H79V116L77 115V114H73V113H71L72 111H70V112H66V113H61L59 110H55V108L53 107ZM73 109H75L74 107H73ZM136 109V108H135ZM138 109V108H137ZM220 109H222L221 107H220ZM259 109V108H258ZM260 110V109H259ZM74 111H76V110H74ZM252 111L254 112V107H253V109H252ZM256 111V110H255ZM245 112H246V110H245ZM69 113V114H68ZM252 115V114H251ZM258 115V114H257ZM84 116V115H83ZM180 116V115H179ZM263 116V115H262ZM252 117V116H251ZM60 119V120H61ZM221 119H222V117H221ZM249 119V118H248ZM256 119V118H255ZM195 120H197V119H195ZM257 120V119H256ZM93 121V120H92ZM177 121V120H176ZM252 121H254V123H256V121L253 119ZM76 122V123H75ZM175 122V121H174ZM259 122V121H258ZM158 123V122H157ZM161 124H162V122H160ZM166 123V122H165ZM171 123V122H170ZM261 123V122H260ZM259 123V124H260ZM173 124V123H172ZM171 124V125H172ZM224 124V123H223ZM153 125V124H152ZM168 125V124H167ZM190 126L192 125V124H189ZM188 125V126H189ZM226 125V124H225ZM225 125H224V127H225ZM253 125H256V124H253ZM261 125V124H260ZM263 125V124H262ZM72 126V125H71ZM154 126H156V125H154ZM162 126L164 127V125L162 124L161 125V127L159 126V123H158V126L156 127L157 129H159L158 127H160V129H162ZM189 126V127H190ZM221 126V125H220ZM257 126H258V124H257ZM171 127H173V126H171ZM228 127V126H227ZM250 127H252V126H250ZM258 127H260V126H258ZM73 128V127H72ZM149 128V131L150 132H152V130H150V128L151 127H148ZM153 128V127H152ZM198 128V127H197ZM196 128V129H197ZM253 128V127H252ZM85 129V130H86ZM165 129V128H164ZM172 129H174V128H172ZM201 129V128H200ZM221 129H223V128H221ZM227 129V128H226ZM229 129V128H228ZM227 129V130H228ZM248 129V128H247ZM251 129V128H250ZM264 129V128H263ZM188 130V129H187ZM203 130V129H202ZM224 130V129H223ZM146 131H148L147 129H146ZM168 131V130H167ZM221 131V130H220ZM244 131H245V129H244ZM256 131V130H255ZM165 132V131H164ZM170 132H171V130H170ZM170 132H169V134H170ZM226 132L227 131H225V134H226ZM228 132H229V130H228ZM236 132V131H235ZM240 132V131H239ZM34 133H36V132H34ZM33 133V134H34ZM38 133V132H37ZM201 133V132H200ZM203 133V132H202ZM231 133V132H230ZM233 133V132H232ZM237 133V132H236ZM246 133V132H245ZM255 133H257V132H255ZM261 133V132H260ZM145 134H149V133H145ZM153 134V133H152ZM159 134V133H158ZM208 134V133H207ZM221 134H222V132H221ZM224 134V133H223ZM224 134V135H225ZM235 134V133H234ZM237 134H239V133H237ZM241 134V133H240ZM251 134H253V132L251 133ZM258 134V133H257ZM154 135V134H153ZM198 135V134H197ZM196 135V136H197ZM203 134H201V136H202ZM206 135V134H205ZM209 135V134H208ZM249 135V134H248ZM35 136H36V134H35ZM35 136H33L32 135V137H35ZM171 136V135H170ZM183 136V135H182ZM192 136V135H191ZM231 136H232V134H231ZM230 136V137H231ZM252 136V135H251ZM250 136V137H251ZM155 137V136H154ZM166 137H168V136H166ZM172 137H173V134H172ZM210 137V136H209ZM225 137V136H224ZM228 137H229V135H228ZM234 137V136H233ZM233 137H232V139H233ZM248 137V136H247ZM148 138H149V136H148ZM177 138V137H176ZM182 139H183V137H181ZM189 138V137H188ZM201 138V137H200ZM204 138H206V137H204ZM203 137L200 139V141H202L201 143L203 144V145H205L206 146V148H207V146L209 145V143L211 142L212 144H213V140L212 141H210L208 138L204 141V140H202V139H204ZM212 138V137H211ZM236 138V137H235ZM80 139V138H79ZM165 140H164V142L166 141V138H164ZM167 139H170L169 137L167 138ZM181 139V140H182ZM185 140V141H184ZM183 141H181V142H178V144L177 145H175V143L174 142H172L174 145H169L170 147H168L164 142H163V144L164 145H166L167 146V148L168 149H166V146H165V148H163V147H161L160 148V144H159V147H157V148H153L152 147V149H150L151 147H149V149L150 150H148L147 149V151H146V149H145V153H144V155H143V157H142V162H144V163H140V161H138L137 162V160H134L133 159V151L131 152V150L129 151V149H133V147H129L128 149H127V151H129V158H128V163H130L132 166L134 165L135 167H137V168H139L138 170L140 171H142V173L141 174H137V173H135V174H137V175H135V174H129V176L128 177H125V178H129L128 179V181L126 182L127 184H128V186L129 187H131V189L133 188V189H136L137 191H135L136 192V194H137V192L139 191V193H141V195H142V197H143V199H144V202L145 203H143L142 202V204L141 205H143V204H145V205H143V206H147L146 207V210L148 211V209H149V221H150V217H151V221L150 222H152V225L150 224V223H148L149 225H147L148 227L151 225V227H152V229L150 228L148 231H150V232H147V231H143V232H147V234L149 235H146V234H144L142 237L143 238H145L144 240L143 239H141V241L143 240V242H145V240L146 239H150L151 241L150 242H153L152 244H154V245H156V247L155 248H153L154 250L155 249H157L158 251H157V253H161V251H159L161 248H164V247H168V246H172V243H173V241L171 240V237H173V235L175 234V232H173L174 231V229H175V231H177L178 229H179V234H180V232L181 233H183V234H186V232L188 231V233H190L192 236H194V234H196L197 232H198V230L200 229V228H197V223L198 222H196V223H194V224H197V225H194V226H196V227H194V226H190V225H187V224H185V223H187V220H185L184 222L181 220L182 218H180L182 215H183V217H184V219H185V217L186 216H184V214H180V213H182L183 212V210H184V208L186 207V206H188V205H186L187 203L184 201V199H183V197H181V195L178 193H176L175 192V189L173 188V184L175 183V180H176V182H177V179L178 178H182L183 179V177L184 178H186V174H188L189 172H193V173H196L194 176H196L197 177V180H196V177H195V179H192V177H188V178H186L187 179V181H186V183H189L188 181H190V185L191 184H196V183H194V181L195 182H197V185L196 186H198V183H200V182H198V179L200 180V181H202V183H200V184H203L204 186H205V188H204V186L202 185V186H199V187H203L205 190L204 191H206L207 192V190H212V188L210 187L211 185H212V187L214 186V184L216 183V181L219 179V177H221V175L223 174V175H225L224 173H222L221 171V169H223L224 167L222 166H220L221 164H219L218 163V161H219V158H218V161H216L217 159L215 158V159H213V157L212 158H205V156L203 155L204 153H202L201 155H200V151L202 152V151H204V150H201V148L200 147H202V145H201V143H200V145L201 146H198V141L197 140H195V141H197V142H193V141H191V140H189V142H188V140L187 139H184ZM162 141V140H161ZM171 141V140H170ZM175 141V140H174ZM208 142V141H210V142H208V143H205V142ZM232 141V140H231ZM234 141V140H233ZM167 143V142H166ZM171 143V142H170ZM196 143V144H195ZM210 143V146L212 145ZM162 144V145H163ZM215 144V143H214ZM229 144V143H228ZM161 145V146H162ZM215 146V145H214ZM213 146V147H214ZM172 148V149H171ZM206 149L205 147H202V149ZM107 149H108V147H107ZM157 149V150H156ZM208 149V148H207ZM206 149V150H207ZM209 149H211V148H209ZM224 149V148H223ZM109 151H110V147H109V149H108ZM112 150V149H111ZM114 150V149H113ZM157 151V154H156V151ZM212 150V149H211ZM115 151V150H114ZM210 151V150H209ZM208 151V152H209ZM227 151V150H226ZM110 152H113V151H110ZM207 152V151H206ZM222 152V151H221ZM115 153H117V152H115ZM147 153V154H146ZM136 154V152L134 153V155ZM218 154V153H217ZM220 154V153H219ZM222 154V153H221ZM220 154V155H221ZM117 155H118V153H117ZM204 157H203V156ZM116 156V155H115ZM145 156V157H144ZM209 156H210V154H209ZM220 157V156H219ZM229 157V156H228ZM144 158H146L147 159V161H145L144 160ZM226 158V157H225ZM167 159H168V161H167ZM169 159H171L170 161H172V160H174V161H177V163L175 164V165H177V168H174V167H170V166H172V165H174L173 164V162H171L170 163V161H169ZM221 159H223V158H221ZM123 160H125V159H123ZM125 161V163H127ZM227 161V160H226ZM147 162V163H146ZM170 164H168V163ZM220 162V161H219ZM228 162V161H227ZM230 162V161H229ZM146 163V164H145ZM147 164H149V166H150V164H152V166H151V168L152 169H150L148 166H146ZM224 164V163H223ZM227 166H228V164H227ZM228 169V168H227ZM223 170H226V169H223ZM138 171V172H139ZM196 171V172H195ZM228 172V171H227ZM227 172H226V174H227ZM132 173V172H131ZM198 173V174H197ZM233 173V172H232ZM229 174V173H228ZM227 174V175H228ZM222 175V176H223ZM231 175V174H230ZM180 176H182V177H180ZM226 176V175H225ZM189 178H191V179H189ZM232 178V177H231ZM186 179H184V180H186ZM230 180H232V179H230ZM192 181H193V183H192ZM220 182H221V180H219ZM218 181V182H219ZM228 181V180H227ZM217 182V183H218ZM219 182V183H220ZM241 183V182H240ZM223 184V183H222ZM230 184V183H229ZM224 185H226V183L224 184ZM126 186V185H125ZM186 186V185H185ZM191 186H194V185H191ZM218 186V185H217ZM128 187V188H129ZM150 187V188H149ZM187 187V186H186ZM188 187H190L189 186V184H188ZM219 187V186H218ZM225 188H226V186H224ZM228 187V186H227ZM231 187V186H230ZM240 187V186H239ZM243 187V186H242ZM190 188H192L193 189V187H190ZM196 187H194V189H195ZM210 188V189H209ZM229 188V187H228ZM244 188H245V186H244ZM244 188H240L241 189V191H242V189H244ZM199 189V188H198ZM197 189V190H198ZM227 189V188H226ZM126 190H127V188H126ZM200 190V189H199ZM201 190H202V188H201ZM222 190V189H221ZM232 190H233V187H232ZM177 191V190H176ZM193 191V190H192ZM203 191V190H202ZM201 191V192H202ZM217 191V190H216ZM230 191V190H229ZM130 192H132V191H130ZM213 192V191H212ZM230 192H232V191H230ZM204 193V192H203ZM133 194V193H132ZM214 194V193H213ZM231 194V196H232V193H230ZM180 195V196H179ZM206 195H208V193L206 194ZM216 195H217V193H216ZM117 196V195H116ZM134 196V195H133ZM210 196V195H209ZM218 196V195H217ZM216 196V197H217ZM235 197V196H234ZM231 198V197H230ZM138 199V198H137ZM139 199H140V196H139ZM142 199V198H141ZM208 199H209V197H208ZM213 199V198H212ZM215 199V198H214ZM213 199V200H214ZM232 199V198H231ZM211 200V199H210ZM233 200V199H232ZM140 201V200H139ZM219 201V200H218ZM212 202H210L209 204H211ZM216 203V202H215ZM226 203V202H225ZM203 204H205L206 205V200H205V203L203 202ZM227 204V203H226ZM205 205H203V206H205ZM217 205V204H216ZM182 206H184L183 207V209H182ZM203 206H201V207H203ZM212 206V205H211ZM144 207V208H145ZM206 207H208L207 205L205 206V208ZM217 207H218V205H217ZM209 208H210V206H209ZM179 209H182L181 211L179 210ZM186 209H187V207H186ZM204 209V208H203ZM207 209V208H206ZM210 210V209H209ZM186 211V210H185ZM206 211V210H205ZM216 211H217V209H216ZM179 212V213H178ZM179 214H180V216H179ZM215 214V213H214ZM210 215V214H209ZM12 216V215H11ZM211 216V215H210ZM214 217V216H213ZM187 218V217H186ZM211 218V217H210ZM226 218V217H225ZM23 219V218H22ZM165 219H168L167 221L165 220ZM183 219V220H184ZM190 219V218H189ZM188 219V220H189ZM223 219V218H222ZM221 219V220H222ZM25 220H26V218H25ZM28 222H30L29 221V217H28ZM148 220V219H147ZM221 220H218V221H221ZM148 221V222H149ZM155 221H156V223H155ZM217 221V222H218ZM27 222V221H26ZM26 222H24V224H27ZM222 222V221H221ZM225 222H226V220H225ZM2 223V222H1ZM153 223H155L154 224V227H153ZM192 223V222H191ZM211 223H214L213 221L211 222ZM216 223V222H215ZM220 223V222H219ZM224 223V222H223ZM3 224V223H2ZM30 224H32V223H30ZM29 224V225H30ZM157 224V225H156ZM176 224V225H175ZM188 224H189V222H188ZM7 225V224H6ZM14 225V224H13ZM12 225V226H13ZM16 225V224H15ZM142 225V224H141ZM208 225H210V223L208 224ZM212 225V224H211ZM214 225V224H213ZM217 225H218V223H217ZM216 224H215V226H217ZM20 226V225H19ZM172 226V227H171ZM175 226H177V227H175ZM2 227H3V225H2ZM15 227V226H14ZM30 227V226H29ZM29 227H28V224H27V226H22V228H21V226H20V228H18V227H16L15 229H13L12 227H11V231H13L15 234H14V237L12 238V239H21V237H22V239H21V245L25 242V244L26 245H22L21 246V248H23V249H21L22 250V252L19 250V252H21L20 253V257L19 256H17L18 254H17V251H13L12 249H11V251L10 252H8L7 251V253L5 252H3V250L5 251L6 249H8L7 247L9 246L8 244L6 245V239H5V241H3L4 239V237L2 238V241H3V243H2V241H0V252H1V259L0 260H2V262H1V264H16V262L17 261H19V260H22L21 262H20V264H30V262H34V264H61L62 263V261H63V263L64 262H66V260H68L67 261V264H71V262L70 261H72L71 259H66V260H61L60 258H58V257H61V256H56V254H55V251L52 253V254H50L47 250H46V247H47V243H46V240H45V235L44 234H40L38 231H37V229L34 231V232H30V231H28V229H29ZM34 227V226H33ZM33 227L31 228L30 227V229H33ZM148 227L147 228H144V226H143V230H147L148 229ZM4 228V227H3ZM2 228V229H3ZM142 228V227H141ZM174 228V229H173ZM178 228V229H177ZM225 228V227H224ZM223 228V229H224ZM137 229H139L138 227H137ZM136 229V230H137ZM173 229V230H172ZM204 229V228H203ZM202 229V230H203ZM208 229H209V227H207V231H208ZM212 229H213V227H212ZM217 229V228H216ZM142 230V229H141ZM153 230V231H152ZM172 230V231H171ZM36 231H37V235H36ZM85 231V230H84ZM107 231V230H106ZM140 231V230H139ZM204 231H206V230H204ZM204 231L202 232L203 234H204ZM212 233H213V231L212 230H210ZM151 232H153V233H151ZM173 234H172V233ZM178 232H176V234L178 233ZM200 232V233H201ZM32 233H35V234H33V236L34 235H36V237L38 236V233H39V239H37V238H35V237H32ZM66 233V232H65ZM150 233V234H149ZM155 233V234H154ZM201 233V234H202ZM209 233V232H208ZM212 233H211V235H212ZM8 234V233H7ZM10 234V233H9ZM141 234V233H140ZM154 234V235H153ZM171 234V235H170ZM179 234H177V235H179ZM203 234H202V236H203ZM215 234V233H214ZM217 234V233H216ZM224 234H226V233H224ZM3 235V234H2ZM17 237H16V236ZM41 235H42V237H41ZM153 236V237H150V236ZM176 235V236H177ZM187 235V234H186ZM200 235V234H199ZM183 236V235H182ZM185 236V235H184ZM147 237V238H146ZM155 237H157V238H155ZM175 237V236H174ZM177 237H179V236H177ZM195 237H197V236H194V238L192 237H190L189 236V238L186 236V238H188V239H192V241L194 240V242L192 243L193 245H194V243L196 242L195 240H196V238ZM200 237V236H199ZM199 237H197V238H199ZM1 238V237H0ZM152 238H155L154 240L152 239ZM180 239H182L181 237H179ZM179 238H177L178 240H179V242H180V239ZM184 238V237H183ZM182 239L185 243L184 244H182L183 246L185 245V247L184 248H186V246L188 245V243H191L192 241L190 240V242H189V240L188 239ZM202 238V237H201ZM23 239L25 240V241H23ZM157 239V240H156ZM174 239V238H173ZM228 239V238H227ZM234 239V238H233ZM38 240V241H37ZM14 241V240H13ZM140 241V240H139ZM187 241V242H186ZM212 242L214 241V240H211ZM8 242H11V241H9L8 240ZM178 242V241H177ZM177 242L175 243V244H177ZM49 243V242H48ZM53 243V242H52ZM148 243V242H147ZM214 243V242H213ZM151 244V243H150ZM180 244H181V242H180ZM192 244H190V245H188V246H190V247H193V246H191ZM52 245V244H51ZM138 245V244H137ZM182 245H179V248H180V246H182ZM4 246H5V248L6 249H4ZM7 246V247H6ZM12 246V245H11ZM129 246V245H128ZM141 246V245H140ZM182 246V247H183ZM187 246V248H189ZM13 247V246H12ZM55 247V246H54ZM124 247V246H123ZM131 247V246H130ZM143 248L142 249H144V246H142ZM153 246L151 245V248H152ZM177 247V246H176ZM181 247V248H182ZM11 248V247H10ZM127 248V247H126ZM195 248V247H194ZM123 249V248H122ZM127 249H130V248H127ZM149 249V248H148ZM165 249V248H164ZM164 249L162 250V251H164ZM169 249V248H168ZM171 249V248H170ZM177 249V248H176ZM189 249H192V248H189ZM188 249V251H190ZM10 250V249H9ZM15 250V249H14ZM24 250V251H23ZM154 250H152L153 252H154ZM165 250H167V249H165ZM193 250V249H192ZM122 251V250H121ZM131 251V250H130ZM171 251H172V249H171ZM179 251H181L180 249H179ZM178 251V252H179ZM188 251H186L187 253H189ZM2 252H3V255H5V256H3L2 257ZM123 252V251H122ZM129 252V251H128ZM135 252V251H134ZM151 251H149V253H150ZM164 252H166V251H164ZM124 253V252H123ZM122 253V254H123ZM127 253V252H126ZM125 253V254H126ZM152 253V252H151ZM150 253V256H149V254L147 253V255H148V257H150V259L151 258H153L152 260H154L155 259V256L157 255H155L154 256V253H153V255ZM167 253H169V252H167ZM192 253H195V252H190V254L191 255H189L188 257L186 256V255H184L185 256V259L183 258V254H185V253H182V258H180L179 260H177L178 259V257L175 259V257L177 256V254L175 255V257L173 258V257H171V256H173V255H171V256H167V254L165 253H162V254H160V256H164L165 255V260L164 261H167V257H171V258H169L172 262H175L176 260V262H175V264H178V262L179 263H181L182 264V262H180V261H183L182 259H184L185 261L183 262V264L186 262V260H188L187 262H189V260H191V259H193V258H191V256H192ZM125 254H123L122 256H124V258H122L121 259V261L123 262H119V264L120 263H122V264H124V261H123V259L124 260H128V258L130 257V255L132 254H130V255H126V256H128V258H126L125 259ZM143 254V253H142ZM180 254H181V252H180ZM180 254H178V255H180ZM141 255V254H140ZM146 255V256H147ZM196 255V254H195ZM198 255V254H197ZM65 256V255H64ZM145 256V257H146ZM151 256H153V257H151ZM162 256V257H163ZM228 256V255H227ZM63 257V256H62ZM61 257V258H62ZM69 257V256H68ZM73 257V256H72ZM146 258V259H148V261L144 258V257H142L144 260H146L147 261V263L149 262L150 263V261H149V258ZM161 257V258H162ZM57 258L59 259V261H61V262H59L58 260H57ZM64 258V257H63ZM91 258V257H90ZM90 258L86 261V264H107V261H104V260H101V259H96L95 261L96 262H94V260H92L91 259V261H90ZM160 258V257H159ZM186 258H188V259H186ZM191 258V259H190ZM65 259V258H64ZM75 259V258H74ZM158 259V258H157ZM195 259V258H194ZM212 259V258H211ZM210 259V260H211ZM233 259V258H232ZM77 260V259H76ZM86 260V259H85ZM119 260V259H118ZM151 260V261H152ZM163 260V259H162ZM170 260H168V261H170ZM198 259H196V261H197ZM200 260V259H199ZM113 261H115V259L114 260H112V262ZM130 261H132L131 259H130ZM116 262H118L117 260H116ZM142 262V261H141ZM157 262V261H156ZM162 261H160V263H161ZM195 262V261H194ZM199 262V261H198ZM80 263V262H79ZM110 263H111V260H110ZM109 263V264H110ZM129 263V262H128ZM143 263H145V262H143ZM189 263H192L191 261L189 262ZM200 263V262H199ZM213 263V262H212ZM226 263H229V262H226ZM66 264V263H65ZM115 264V263H114ZM117 264V263H116ZM125 264H126V262H125ZM171 264H174V263H171ZM185 264H187V263H185ZM193 264H195V263H193Z\"/></svg>","mask_w":264,"mask_h":264}]
</instances>
